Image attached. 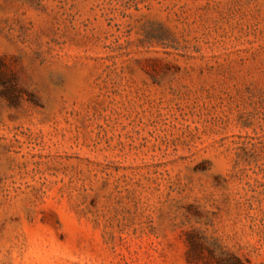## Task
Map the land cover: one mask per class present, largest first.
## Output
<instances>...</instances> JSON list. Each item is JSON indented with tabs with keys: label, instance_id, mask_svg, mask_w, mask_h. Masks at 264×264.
Instances as JSON below:
<instances>
[{
	"label": "rangeland",
	"instance_id": "374dc122",
	"mask_svg": "<svg viewBox=\"0 0 264 264\" xmlns=\"http://www.w3.org/2000/svg\"><path fill=\"white\" fill-rule=\"evenodd\" d=\"M0 264H264V0H0Z\"/></svg>",
	"mask_w": 264,
	"mask_h": 264
}]
</instances>
